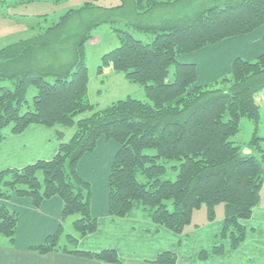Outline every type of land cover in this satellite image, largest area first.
Masks as SVG:
<instances>
[{"label": "trees", "instance_id": "1", "mask_svg": "<svg viewBox=\"0 0 264 264\" xmlns=\"http://www.w3.org/2000/svg\"><path fill=\"white\" fill-rule=\"evenodd\" d=\"M92 1L85 0L53 26L0 50V144L34 124L53 129L60 142L50 160L0 171V201L29 198L39 208L43 201L59 197L62 222L78 216L73 222L78 236H68L73 248L58 247L61 224L29 249L40 255L62 252L122 264L113 249H78L80 240L95 233L98 225L91 214V186L77 167L104 138L119 146L107 180L109 217L136 218L139 212L158 228L181 235L195 209L205 205L207 221L212 222L215 206L222 203L220 237L236 250L246 236L241 221L249 220L259 205L264 182V138L256 133L260 109L255 100L264 89V52L253 61L235 59L227 75L204 85L197 82V66L180 63L178 57L263 26L264 0H122L117 8L127 5L132 22L122 20L127 29L117 31L120 45L106 55L99 72L123 73L128 82L143 87L149 101L127 97L100 110L87 98L85 43L91 27L99 24L91 17L96 8ZM182 3L185 11L141 19ZM132 30L154 37L143 42ZM6 81L11 85L2 86ZM31 87L37 93L29 106ZM85 113L89 115L79 118ZM242 118L255 123L247 152L231 140ZM71 129L72 137L65 140ZM168 162L175 165L169 168ZM168 169L177 173L175 180L162 178ZM17 224V212L0 203V240L5 238L8 246L15 243ZM223 252L221 244L212 250L217 256ZM199 256L205 259L207 253ZM176 261L175 252L164 251L142 264Z\"/></svg>", "mask_w": 264, "mask_h": 264}, {"label": "crops", "instance_id": "2", "mask_svg": "<svg viewBox=\"0 0 264 264\" xmlns=\"http://www.w3.org/2000/svg\"><path fill=\"white\" fill-rule=\"evenodd\" d=\"M9 26L0 17V30ZM264 26L255 31L225 39L198 51L178 57L180 63L197 66L199 85L209 84L227 75L233 61L241 58L255 60L264 52ZM71 130L65 133V140L71 138ZM113 140H98L93 151L86 153L79 161L77 171L91 186V214L97 219L95 233L81 239L78 248L91 252L103 249L115 250L122 264H142L154 260L164 251L176 253V264H264V203L254 208L251 218L241 223L246 227L245 241L231 250L229 241L220 235L223 216L212 222L207 216L202 224L189 225L183 234L177 235L158 228L149 221L136 218H111L107 214V180L118 144ZM59 140L53 129L41 125H30L22 133L8 135L0 144V171L21 169L38 160H50L58 150ZM98 185L96 191L92 186ZM18 214L17 231L13 246H0V264H106L97 260L81 258L62 252L40 255L29 248L40 245L47 236L54 234L63 223V203L59 197L43 201L39 208L29 198L11 197L0 201ZM221 244L224 252L212 254L215 245ZM207 253L201 259L200 253Z\"/></svg>", "mask_w": 264, "mask_h": 264}, {"label": "rangeland", "instance_id": "3", "mask_svg": "<svg viewBox=\"0 0 264 264\" xmlns=\"http://www.w3.org/2000/svg\"><path fill=\"white\" fill-rule=\"evenodd\" d=\"M16 1L17 0H9V4H6V6L4 0H0V17L3 18L4 23L9 26L8 31L3 29L0 30V50L21 40H26L38 32L53 26L60 21V18L67 11L77 10L85 3V0H57L54 1L55 3L53 0H21L24 2L30 1L31 3L29 2L15 7L11 3H15ZM1 2L3 3L1 4ZM92 2L96 8L95 10H92L93 14L91 17L94 19L96 18L95 20L99 24L93 28L91 27V37L85 43L86 65L89 76L87 94L88 101L95 105L97 110L106 108L110 104L127 97L142 102H148L149 100L143 87L139 84L128 82L124 78L123 73L109 70L103 71L102 73L99 72L101 64L106 63V55L120 45L118 38L119 32L117 31L127 29L122 20H124L125 23L132 22L128 20L130 17L129 7L126 5L120 11L121 8L117 7L123 4L122 0H95ZM185 7V3H182L174 7L157 10L153 14L142 16L141 19L143 21H147L149 18L158 19L160 15L164 16L185 11ZM132 31V35L137 40H141L143 42H148L154 37L151 33ZM172 71L173 67L170 69V77L172 75ZM10 83L11 82L6 81L2 86L11 85ZM36 93L37 90L34 87L29 89L27 95L29 106H31L33 96ZM255 100L260 109V119L257 124L256 133L258 137L264 138V89L257 94ZM24 110H26V108ZM88 115V113H85L80 115L79 118H83ZM9 129L10 128H7V131ZM254 129L255 123L253 121L242 118L240 121V130L231 138V140L235 144L243 147V152H247L246 146L252 138ZM73 132L74 129H72L71 137ZM261 147L264 149V142L261 143ZM173 165H175L173 162H168L167 164L169 168ZM176 175V172L168 169L162 178L164 180L173 181L175 180ZM93 188L96 191V189H98V185H93L92 191ZM260 202L264 203V182L260 191ZM206 211L205 205H202L199 209H195L192 213L191 225L202 224L206 218ZM136 214V219L145 220L141 217V213L137 212ZM215 215L219 218H221V216L224 218V205L222 203L215 206ZM77 218L78 216H72L67 218L62 223V232L58 240V247L60 250L64 248L71 250L73 248V244L69 241L68 236H78V233L73 227V222ZM4 242H6V239L2 238L0 240V246L2 244H6ZM122 259L123 258H121V260ZM125 260L126 264L131 263V259L127 258Z\"/></svg>", "mask_w": 264, "mask_h": 264}]
</instances>
